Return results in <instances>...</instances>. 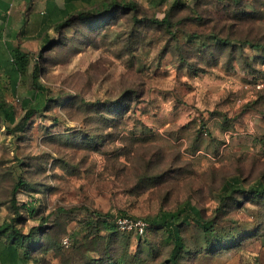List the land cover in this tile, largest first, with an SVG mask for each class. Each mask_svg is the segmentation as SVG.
<instances>
[{"label":"rangeland","instance_id":"1","mask_svg":"<svg viewBox=\"0 0 264 264\" xmlns=\"http://www.w3.org/2000/svg\"><path fill=\"white\" fill-rule=\"evenodd\" d=\"M134 1L138 11L62 29L39 28L52 7L20 23L30 24L21 54L54 100L18 138L0 124V226L45 223L22 264H173L165 229L112 233L88 209L147 219L192 200L215 232L184 223L178 264H264V196L250 189L264 182V0ZM6 97L20 116V99ZM17 162V203L35 202L34 214L11 207ZM235 174L245 190L221 201Z\"/></svg>","mask_w":264,"mask_h":264},{"label":"trees","instance_id":"2","mask_svg":"<svg viewBox=\"0 0 264 264\" xmlns=\"http://www.w3.org/2000/svg\"><path fill=\"white\" fill-rule=\"evenodd\" d=\"M178 2L170 3L168 11H171ZM2 3L0 18L3 17V10L5 11L9 7L8 2ZM63 5L65 7L67 6L66 8L64 7L66 11H62L61 5L58 3L53 4L49 15L45 16L41 21L43 29L47 28L48 30L53 25L57 29L66 28L72 25L74 18L84 19L88 15H102L117 7L133 11H138L140 8V4L134 0H65ZM160 22L169 25L171 21L168 14ZM2 37L3 32L0 28V40ZM49 42L52 43L53 41L50 40ZM254 46L257 48L258 45ZM18 47L12 41H8V49L17 52L18 59L16 62L9 58L6 50L0 43V124H4L8 131L14 134L15 138L19 137V132L26 127L29 120L35 114L48 109L54 100L50 89L40 80L41 70L39 64L37 63L29 71L28 65L25 62V55L21 54ZM3 79L7 81L8 86L5 87L2 84ZM27 80L30 82V87L27 88L25 94H22L19 90L22 85L27 84ZM7 92H10L13 96H17L20 99L22 109L20 116H17L14 104L7 99ZM12 173L15 179V186L11 197V207L17 214H19L22 208L28 214H34L37 209L35 202L22 205L17 203V192L26 184V180L22 175L21 162H17L12 166ZM250 189L256 195L264 196V182L262 180H258L257 183L251 185ZM243 190H245L243 179L240 175L235 174L226 182L224 193L219 194L217 197L223 201L226 198L234 197L236 193H241ZM88 210L96 218H99L98 222L109 232L120 231L115 222L117 216L93 209ZM122 216L132 217L130 215ZM145 220L153 227L165 229L172 239L174 248L171 261L173 264H178V260L185 248V241L181 233V226L184 223L194 221L207 235H212L215 232V220L206 217L203 208L199 207L192 200H187L174 209H162L157 214L151 215ZM46 228L45 223H42L35 226L28 234H25L17 228L14 219L5 220L0 226V236L6 234L9 240L6 242L3 251V255L7 257V264H22L23 261L30 258L32 243H36L37 236L41 232H45ZM233 240H235V237ZM0 264L4 263L0 262Z\"/></svg>","mask_w":264,"mask_h":264},{"label":"crops","instance_id":"3","mask_svg":"<svg viewBox=\"0 0 264 264\" xmlns=\"http://www.w3.org/2000/svg\"><path fill=\"white\" fill-rule=\"evenodd\" d=\"M64 1L65 0H0V10L3 4L2 2H8L9 4L8 9L5 11L3 10V17L0 18V28L3 32V37L1 38L0 43L3 45V48L5 50L8 49V41H12L15 45L19 46L18 48L22 51V43L25 40V31L30 24L29 21L22 25L20 23H23L25 19H29L32 14L49 11L50 7L53 8L54 3L63 5ZM41 21L39 24H41ZM37 23L38 22H35V24ZM41 25L39 28H43ZM35 32H33V35H35ZM29 35L30 34H28V36ZM29 38H31V36H29Z\"/></svg>","mask_w":264,"mask_h":264},{"label":"built area","instance_id":"4","mask_svg":"<svg viewBox=\"0 0 264 264\" xmlns=\"http://www.w3.org/2000/svg\"><path fill=\"white\" fill-rule=\"evenodd\" d=\"M257 89L264 90V81H259L256 84ZM116 225L118 229L122 232L133 233L136 236H146L150 229L151 224L141 217H129V216H117L115 218ZM63 245L69 246L71 244V239L69 236L65 237L62 241Z\"/></svg>","mask_w":264,"mask_h":264}]
</instances>
